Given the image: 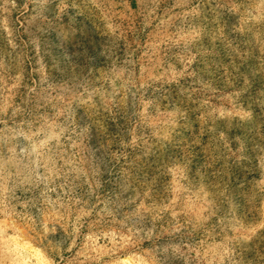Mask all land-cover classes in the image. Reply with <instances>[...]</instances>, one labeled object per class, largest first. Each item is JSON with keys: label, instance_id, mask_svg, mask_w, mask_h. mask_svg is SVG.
Returning a JSON list of instances; mask_svg holds the SVG:
<instances>
[{"label": "rangeland", "instance_id": "374dc122", "mask_svg": "<svg viewBox=\"0 0 264 264\" xmlns=\"http://www.w3.org/2000/svg\"><path fill=\"white\" fill-rule=\"evenodd\" d=\"M0 264H264V0H0Z\"/></svg>", "mask_w": 264, "mask_h": 264}]
</instances>
